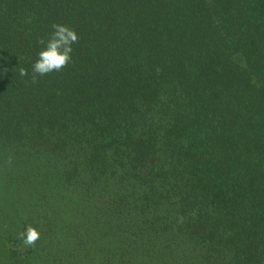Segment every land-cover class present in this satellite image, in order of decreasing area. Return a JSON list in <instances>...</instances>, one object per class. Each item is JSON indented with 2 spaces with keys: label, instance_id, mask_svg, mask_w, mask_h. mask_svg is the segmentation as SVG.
<instances>
[{
  "label": "trees",
  "instance_id": "1",
  "mask_svg": "<svg viewBox=\"0 0 264 264\" xmlns=\"http://www.w3.org/2000/svg\"><path fill=\"white\" fill-rule=\"evenodd\" d=\"M55 24L72 61L34 79ZM171 238L264 264V0H0V264H180Z\"/></svg>",
  "mask_w": 264,
  "mask_h": 264
},
{
  "label": "clouds",
  "instance_id": "2",
  "mask_svg": "<svg viewBox=\"0 0 264 264\" xmlns=\"http://www.w3.org/2000/svg\"><path fill=\"white\" fill-rule=\"evenodd\" d=\"M79 41V33L70 25L55 24L50 37L40 41L42 50L38 59L32 66L33 78L44 77L53 72L61 71L72 61L74 44ZM20 75H27L25 69L20 70ZM40 237L35 228H29L25 243L34 244Z\"/></svg>",
  "mask_w": 264,
  "mask_h": 264
},
{
  "label": "rangeland",
  "instance_id": "3",
  "mask_svg": "<svg viewBox=\"0 0 264 264\" xmlns=\"http://www.w3.org/2000/svg\"><path fill=\"white\" fill-rule=\"evenodd\" d=\"M32 174H34V173H32ZM34 176H35V178L31 180V184H32V185H33V184H37V182H36L35 179H39V178L37 177V174H34ZM2 177H4V174L2 175ZM2 177H1V179L3 180ZM1 187H3V188L5 189V186H4V185H2ZM31 190H32V191H34V190H38V187L35 186V185H33V186H31ZM6 195H7V192H6ZM28 200H29V196L27 195V196L25 197V201H26V203H28ZM31 202H32V201H31ZM31 202H30V203H31ZM26 207H27V204H26ZM170 242L172 243V247H173L174 249H177L179 252H181V254H182V256H183L182 262H181L180 264H196L195 261H192V260H191V258H192L191 256H193V257L195 256V257H196V255L193 253L192 250L188 253L187 256L184 254L185 246L182 245V243H181L182 240L177 239V240H174V241L172 242V238H171ZM158 260H159V259H158Z\"/></svg>",
  "mask_w": 264,
  "mask_h": 264
}]
</instances>
